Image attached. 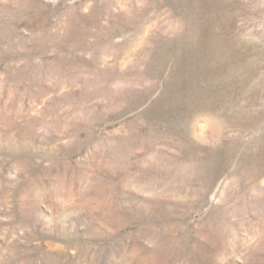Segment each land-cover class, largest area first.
Here are the masks:
<instances>
[{"label": "rangeland", "instance_id": "1", "mask_svg": "<svg viewBox=\"0 0 264 264\" xmlns=\"http://www.w3.org/2000/svg\"><path fill=\"white\" fill-rule=\"evenodd\" d=\"M0 264H264V0H0Z\"/></svg>", "mask_w": 264, "mask_h": 264}]
</instances>
